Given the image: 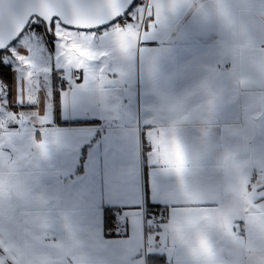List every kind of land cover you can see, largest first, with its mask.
<instances>
[{
	"label": "crops",
	"instance_id": "0c3cea01",
	"mask_svg": "<svg viewBox=\"0 0 264 264\" xmlns=\"http://www.w3.org/2000/svg\"><path fill=\"white\" fill-rule=\"evenodd\" d=\"M200 2L207 4V0ZM80 31L95 32L96 47L104 49L110 46L105 34L111 35L114 25L99 31ZM27 34L28 44L34 42L39 32ZM228 40V30L218 17L205 16L197 11V6L182 8L170 13L157 28L144 46L147 51L131 58L115 56L78 68L66 66L55 54L49 78L53 100L47 98L40 81H29L27 74L15 66L20 62L19 56L33 60L27 55L30 53L26 42L11 47L6 60L14 65L10 110L19 116L24 112L25 117L27 112H39L47 117L49 111L46 124L49 139L53 135L58 138V143L49 144L46 155L33 148L22 169L29 186L47 201L45 243L68 240L70 226L82 248L79 264H149L153 255H164L165 264H194L187 250L173 242L169 225L183 206L182 193L178 178L157 162L152 133L170 125L172 99L196 89L206 80L218 86L233 83ZM50 49L56 51L54 45ZM101 68L105 70L102 88L90 80V74L98 73ZM63 71L80 72L81 81L66 88L59 80L60 74L57 75ZM32 87L36 104L29 103L28 99ZM259 92L258 87L241 88L239 96L221 107V125L243 122L251 98L258 97ZM204 98L202 91L193 97L196 102ZM83 121L94 124H72ZM256 122L258 126L262 123L259 119ZM22 127L28 125L15 122L9 128L21 131ZM178 135L192 150L199 143V126L184 122L179 126ZM222 136V127L214 129L215 141L219 142ZM43 138L36 131V140ZM145 141L153 142L152 147L141 149V142ZM261 145H264V136L258 134L253 147L259 149ZM219 176L213 156L190 179L210 198ZM148 203L164 208L161 214L151 213L160 217L159 222L144 215ZM107 209L116 212L115 218H123L124 234L118 233L114 222L111 229L105 227ZM239 224L240 234L244 235L246 224L243 220ZM0 239L11 242L14 236L5 231L0 233ZM212 239L221 255L226 256L223 237L213 232ZM0 259L12 264L3 246H0ZM57 259L58 264H77L70 253L58 254Z\"/></svg>",
	"mask_w": 264,
	"mask_h": 264
},
{
	"label": "snow or ice",
	"instance_id": "6c2138e0",
	"mask_svg": "<svg viewBox=\"0 0 264 264\" xmlns=\"http://www.w3.org/2000/svg\"><path fill=\"white\" fill-rule=\"evenodd\" d=\"M128 0H36L15 10L10 0H0V29L22 30L30 15H40L55 25L61 55L69 66L83 68L90 62L115 56L131 58L153 38L157 28L170 13L197 6L205 16L218 17L228 30L227 47L233 60L231 81L218 86L204 81L196 89L170 101L172 113L168 127L156 129L152 135L156 160L164 170L179 181L183 206L169 225L173 242L179 244L194 264H264V145L253 147L257 135L264 136V0H149L147 7L132 14L125 7ZM128 11L131 20L115 24L114 31L105 34L110 46L96 47L97 35L81 29L97 28L109 20L115 21ZM0 46L3 40L0 39ZM28 69L27 78L43 71L33 60L18 57ZM104 69L92 72L90 80L101 88ZM258 87L248 114L241 123L221 125L222 106L239 96L241 88ZM203 92L205 98L196 102L193 97ZM28 99L33 100L29 95ZM257 119L262 123L258 126ZM10 122H23L21 131L9 128ZM184 122L199 126V143L192 150L181 141L178 131ZM47 118L39 112L19 116L15 112L0 119V233L8 231L14 239H0L12 264H58L57 256L70 253L79 264L82 259L80 242L72 234L59 243H45L48 211L44 195L34 191L22 171L33 148L47 154L49 144L58 143L54 135L49 139ZM222 127L220 141L214 140V129ZM36 131L44 137L36 140ZM220 173L213 195L209 198L194 185L190 177L199 174L211 157ZM246 224L240 234L239 221ZM217 232L226 242V256H222L212 239ZM0 264H6L0 259Z\"/></svg>",
	"mask_w": 264,
	"mask_h": 264
},
{
	"label": "rangeland",
	"instance_id": "374dc122",
	"mask_svg": "<svg viewBox=\"0 0 264 264\" xmlns=\"http://www.w3.org/2000/svg\"><path fill=\"white\" fill-rule=\"evenodd\" d=\"M141 7H143V5H139L137 7L136 11H139L141 9ZM27 33H25V35H23V37H21L16 44H22V43L26 42V46L28 48L27 51L30 53L27 55H31V58L33 60L35 59V63H37L41 69H45L43 71L36 72L35 75L33 76L32 80L36 83H38L40 81V83L43 85L44 92H45L47 98L50 100H53V90H52V86L50 84L49 78L51 76V70L50 69H53L52 66L54 64V62H53L54 55L56 54L57 59L60 62L64 63L66 66H68L65 58L61 55V48L59 47L60 42L56 37L55 43H54L56 51L54 52L53 50L51 51L50 45L48 44V41H46L49 39L45 33H43V32L39 33V35H37L35 37L34 42L28 43V44H27V40H28L27 36L29 34H27ZM54 33H55V28H54ZM10 53H11V50H10ZM38 57H40L41 62L39 59H37ZM4 60H7V59L4 58ZM15 66H17V69L22 71V73L27 74L28 69L25 68V66L21 62H17ZM30 90H31L30 95L33 97V100L32 101L29 100V103L36 104L37 98H36L35 88L32 87ZM6 99H7L6 93L5 94L0 93V119L5 118L8 114L12 113V111L9 108V101ZM49 105L51 106L52 102H50ZM49 113L50 112L48 111V114L46 117L47 119H48ZM33 114L34 113L27 112V117H29V115H33ZM20 115L24 116L25 113L21 112ZM13 123H15V122H10L9 127Z\"/></svg>",
	"mask_w": 264,
	"mask_h": 264
},
{
	"label": "trees",
	"instance_id": "16d2710c",
	"mask_svg": "<svg viewBox=\"0 0 264 264\" xmlns=\"http://www.w3.org/2000/svg\"><path fill=\"white\" fill-rule=\"evenodd\" d=\"M139 5H142V1L141 0H137L134 5L130 8L131 13L133 14L137 7ZM131 19V15L129 14V12L121 19L117 20L116 22L108 25H115V24H121L124 23L125 20ZM106 26V27H108ZM106 27L97 29L96 31L102 30ZM54 28L55 25L53 24L52 26V30L48 31L46 25L44 24H40V23H34L33 21L31 22V24L29 25V27L24 31V33L21 35V37H23V35H25V33H27L28 31H35V32H39V33H45L48 36V41L49 44L53 47L54 43H55V39H56V35L54 33ZM20 37V38H21ZM19 38V39H20ZM19 39L17 41H15L8 49H6L5 51L0 52V86L3 88V93L7 95L8 101L12 100V93H13V86H14V68L12 65L8 64L6 62V60H4V58L8 59L9 58V53H10V49L12 46L16 45V43L19 41ZM60 73L57 72V75H59ZM75 126H88L90 124H94V122H90V121H83V122H73L72 123ZM83 159H85V152L83 154ZM83 162V160H82ZM147 209L149 213H155V214H161L164 211L163 207L160 206H156V205H152V204H147ZM115 214L116 212H114L112 209H107L106 213H105V227L107 229H111L113 226V222H114V218H115ZM166 262V258L164 255H153L150 256L149 258V264H165Z\"/></svg>",
	"mask_w": 264,
	"mask_h": 264
},
{
	"label": "water",
	"instance_id": "95a60500",
	"mask_svg": "<svg viewBox=\"0 0 264 264\" xmlns=\"http://www.w3.org/2000/svg\"><path fill=\"white\" fill-rule=\"evenodd\" d=\"M136 1L137 0H128V2H126V4H125V7L127 9H130ZM35 2H36V0H10L12 7L17 11H22L26 5H28L30 3H35ZM127 13H128V11H126L122 17H117L115 21L109 20L107 23L100 24L97 28L87 29V30H97V29L106 27V26L116 22L117 20L123 18ZM34 19H39L40 21H42L46 25L48 31L52 30L53 25L50 26L43 16L35 15V14L30 15L26 19V22L24 23V25L22 26V30L19 32H17L15 29H10V30L0 29V39L3 40V46H0V52L5 51L15 41H17L21 37V35L24 33V31L29 27L32 20H34ZM81 30H84V29H81ZM0 93H3V88L1 86H0Z\"/></svg>",
	"mask_w": 264,
	"mask_h": 264
},
{
	"label": "built area",
	"instance_id": "2783aa9c",
	"mask_svg": "<svg viewBox=\"0 0 264 264\" xmlns=\"http://www.w3.org/2000/svg\"><path fill=\"white\" fill-rule=\"evenodd\" d=\"M142 3L144 4L145 7L148 6L149 4V0H141ZM34 23H40L42 24V22L39 19H34ZM82 75L80 72H67V71H63L60 73L59 75V80L61 81L62 85L65 86L66 88H71L73 85L79 83L81 81ZM153 143L151 141H145V142H141V149H146V148H150L152 147ZM144 215L145 216H151L153 221L155 223L160 221V217L156 216L154 214H151L147 211V209L144 211ZM114 226L115 229L118 231V233L120 234H124L125 233V222L123 221V218L120 216H117L114 220Z\"/></svg>",
	"mask_w": 264,
	"mask_h": 264
},
{
	"label": "bare ground",
	"instance_id": "6f19581e",
	"mask_svg": "<svg viewBox=\"0 0 264 264\" xmlns=\"http://www.w3.org/2000/svg\"><path fill=\"white\" fill-rule=\"evenodd\" d=\"M153 143V142H152Z\"/></svg>",
	"mask_w": 264,
	"mask_h": 264
}]
</instances>
